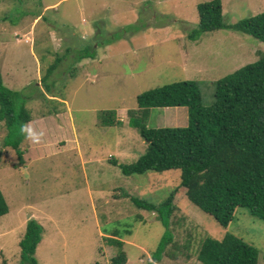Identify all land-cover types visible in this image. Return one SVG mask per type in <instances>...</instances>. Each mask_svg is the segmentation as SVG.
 <instances>
[{
	"label": "rangeland",
	"instance_id": "rangeland-1",
	"mask_svg": "<svg viewBox=\"0 0 264 264\" xmlns=\"http://www.w3.org/2000/svg\"><path fill=\"white\" fill-rule=\"evenodd\" d=\"M207 1L0 0V73L9 88L29 94L28 123L43 132L38 143L24 135V160L15 167L19 154L4 145L0 120V190L9 205L0 216V264H22L19 242L29 219L43 227L38 264H110L119 248L126 264H203V240L228 232L257 247L264 264V221L247 209L237 208L223 227L188 199L179 169L127 176L112 161L132 163L146 151L132 113L148 127L188 123V111L181 120L173 109L164 111L179 119L176 125L159 115L162 109L143 114L138 95L196 80L210 106L217 80L264 53L263 41L232 28L191 39L198 6ZM222 5L228 24L264 11V0ZM55 63L47 90L42 78ZM110 110L121 124L102 123ZM172 191V241L157 262L152 252L167 229L131 196L159 204ZM110 236L121 247L109 245Z\"/></svg>",
	"mask_w": 264,
	"mask_h": 264
},
{
	"label": "trees",
	"instance_id": "trees-1",
	"mask_svg": "<svg viewBox=\"0 0 264 264\" xmlns=\"http://www.w3.org/2000/svg\"><path fill=\"white\" fill-rule=\"evenodd\" d=\"M198 12V24L189 36L193 40L206 32L232 28L264 42V11L234 24L225 22L222 0L203 2ZM85 53L81 57L94 56ZM55 67L56 63L52 64L42 78L47 90L50 89L47 81ZM28 96L24 90L9 88L0 73V120L7 129L4 145L19 154L20 161L15 167L24 160V150L19 148L24 138L20 127L32 118L26 107ZM137 105L143 114L152 109L184 106L188 123L177 127H148L132 113L130 122L140 128L146 151L132 163L112 160L124 175L179 169V185L185 195L219 225L227 227L239 207L264 221V53L258 60L217 80L210 106L203 104L201 87L196 80L176 81L147 90L138 95ZM114 112L103 113L104 125L122 123L114 119ZM131 199L139 208L155 213L167 229L152 252L153 259L159 262L167 243L172 241L168 227L176 209L174 191L159 204L136 196ZM8 211V202L0 190V216ZM42 232L43 227L37 220H28L19 242L22 264H38L35 253ZM107 243L119 247L123 244L113 236L108 237ZM119 251L110 264H126V251L121 248ZM198 259L203 264H259V249L228 232L222 239L207 236Z\"/></svg>",
	"mask_w": 264,
	"mask_h": 264
},
{
	"label": "clouds",
	"instance_id": "clouds-1",
	"mask_svg": "<svg viewBox=\"0 0 264 264\" xmlns=\"http://www.w3.org/2000/svg\"><path fill=\"white\" fill-rule=\"evenodd\" d=\"M20 132L33 143H38L43 135L42 131L35 129L30 123L21 125Z\"/></svg>",
	"mask_w": 264,
	"mask_h": 264
},
{
	"label": "crops",
	"instance_id": "crops-1",
	"mask_svg": "<svg viewBox=\"0 0 264 264\" xmlns=\"http://www.w3.org/2000/svg\"><path fill=\"white\" fill-rule=\"evenodd\" d=\"M159 109H162V113H160L159 115H161V116H163L164 117V119H166V118H168L167 120H168V122H170V123H168V124H172V123H174L175 125L176 124H178V120L180 119H182V115L183 114H187V108L185 109V112L183 111V113H182V109H184V108H182V107H165V108H159ZM173 109V112H174V115L173 116H175V115H177L178 117H179V119H176L175 121L174 120H172L173 119V117H170V115H171V113L168 115V116H166V112H164V111H167V112H169V111H171ZM166 117V118H165ZM181 117V118H180ZM158 127H161V125H157Z\"/></svg>",
	"mask_w": 264,
	"mask_h": 264
}]
</instances>
